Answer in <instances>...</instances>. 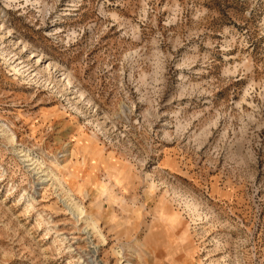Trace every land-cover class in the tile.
I'll return each mask as SVG.
<instances>
[{
  "label": "rangeland",
  "instance_id": "1",
  "mask_svg": "<svg viewBox=\"0 0 264 264\" xmlns=\"http://www.w3.org/2000/svg\"><path fill=\"white\" fill-rule=\"evenodd\" d=\"M0 32V264H264V0H0Z\"/></svg>",
  "mask_w": 264,
  "mask_h": 264
},
{
  "label": "bare ground",
  "instance_id": "2",
  "mask_svg": "<svg viewBox=\"0 0 264 264\" xmlns=\"http://www.w3.org/2000/svg\"><path fill=\"white\" fill-rule=\"evenodd\" d=\"M10 1H15V0H10ZM1 33H2V32H0V34H1ZM0 56L4 58V56H3L2 54H0ZM40 61H41V60H40ZM14 70H15L17 73H20V71L17 70L16 68H15ZM45 70H46V69H45ZM46 71H48V69H47ZM26 158L28 159V160H26V161H30L29 156H27ZM26 161H25V162H26ZM70 210L74 212V209H73L72 207H70ZM73 212H72V213H73ZM74 213H75V212H74ZM93 264H94V263H93Z\"/></svg>",
  "mask_w": 264,
  "mask_h": 264
}]
</instances>
